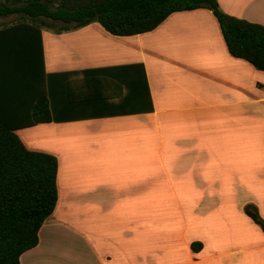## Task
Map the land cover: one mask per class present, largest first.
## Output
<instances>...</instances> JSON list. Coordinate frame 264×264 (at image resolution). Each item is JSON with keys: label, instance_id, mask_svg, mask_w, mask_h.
<instances>
[{"label": "crops", "instance_id": "1", "mask_svg": "<svg viewBox=\"0 0 264 264\" xmlns=\"http://www.w3.org/2000/svg\"><path fill=\"white\" fill-rule=\"evenodd\" d=\"M218 6L264 25V0ZM59 27L0 16V120L57 158L56 205L20 264H264L244 211L264 219V70L204 7L133 35ZM40 95L50 120L31 124Z\"/></svg>", "mask_w": 264, "mask_h": 264}, {"label": "trees", "instance_id": "2", "mask_svg": "<svg viewBox=\"0 0 264 264\" xmlns=\"http://www.w3.org/2000/svg\"><path fill=\"white\" fill-rule=\"evenodd\" d=\"M199 7L212 11L231 55L264 70V25L224 13L218 0H0V16L18 14L39 27L58 23L59 30L97 21L112 34L133 35L154 29L173 12ZM49 120L48 101L40 95L31 124ZM56 175L53 154L28 149L0 120V264H20V255L37 244L57 202ZM244 211L264 231L256 206L248 203Z\"/></svg>", "mask_w": 264, "mask_h": 264}, {"label": "rangeland", "instance_id": "3", "mask_svg": "<svg viewBox=\"0 0 264 264\" xmlns=\"http://www.w3.org/2000/svg\"><path fill=\"white\" fill-rule=\"evenodd\" d=\"M9 17H11L13 19L19 18L18 14H11V15H9ZM55 25H58V23H56ZM40 84H41V81L39 80V82H38L39 87L37 88L38 89V92L41 91Z\"/></svg>", "mask_w": 264, "mask_h": 264}]
</instances>
